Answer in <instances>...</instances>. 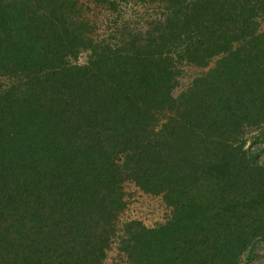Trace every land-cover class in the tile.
I'll use <instances>...</instances> for the list:
<instances>
[{
  "label": "trees",
  "instance_id": "obj_1",
  "mask_svg": "<svg viewBox=\"0 0 264 264\" xmlns=\"http://www.w3.org/2000/svg\"><path fill=\"white\" fill-rule=\"evenodd\" d=\"M120 2L146 30L110 43L78 0H0V264H104L115 243L126 264H241L264 241V0ZM125 182L168 220L119 226Z\"/></svg>",
  "mask_w": 264,
  "mask_h": 264
},
{
  "label": "rangeland",
  "instance_id": "obj_2",
  "mask_svg": "<svg viewBox=\"0 0 264 264\" xmlns=\"http://www.w3.org/2000/svg\"><path fill=\"white\" fill-rule=\"evenodd\" d=\"M85 16L90 7V18L95 20L94 32L96 36L110 40L114 43L120 33L119 27L128 24L129 28L146 30L147 16L143 11L144 8L138 6L125 5L120 0H116V9L108 12L105 8H95L93 0H78ZM135 11V13L133 12ZM261 29H264V20H261ZM87 52L81 51L74 61L77 64H83L86 61ZM213 66V62L205 69L194 65L184 63L180 66L175 88L172 90V96L179 98L188 90L193 80L207 72ZM14 81L12 78H2V85H8ZM261 142V143H260ZM259 150V157L264 158V143L258 141L255 143L253 150ZM123 194V211L118 217V224L121 226L126 222L137 221L146 228H153L157 225L164 224L171 215V210L160 196L143 192L132 182H125L122 187ZM241 264H264V241H255L249 249L241 256ZM104 264H126L125 256L119 252L117 244H113L104 258Z\"/></svg>",
  "mask_w": 264,
  "mask_h": 264
}]
</instances>
